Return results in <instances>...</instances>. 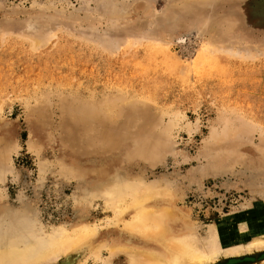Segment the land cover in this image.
Listing matches in <instances>:
<instances>
[{
    "label": "rangeland",
    "instance_id": "374dc122",
    "mask_svg": "<svg viewBox=\"0 0 264 264\" xmlns=\"http://www.w3.org/2000/svg\"><path fill=\"white\" fill-rule=\"evenodd\" d=\"M0 171V220L97 226L84 264L129 234L134 210L99 192L127 180L198 239L245 243L264 212V0H0Z\"/></svg>",
    "mask_w": 264,
    "mask_h": 264
},
{
    "label": "bare ground",
    "instance_id": "6f19581e",
    "mask_svg": "<svg viewBox=\"0 0 264 264\" xmlns=\"http://www.w3.org/2000/svg\"><path fill=\"white\" fill-rule=\"evenodd\" d=\"M6 174L2 171L0 183ZM99 192L119 207L118 218L127 210H134L130 220L120 218L116 222L124 223L129 233L125 240L103 242L102 247L106 245L110 254L104 264H213L224 257L264 250V212L259 217L253 214L246 219L243 233L239 235L246 238L245 243L225 247L219 243L215 226L210 228L204 241L198 239L172 198L169 197L172 200L169 206L149 203L169 196L156 185L127 180ZM123 202H129L127 207L122 208ZM19 218L15 224L8 215L0 220V264H53L63 258L61 264H84L82 246L98 234L97 226L86 223L85 219L74 226L66 223L47 232L42 225L31 223L28 217ZM173 222L175 226L171 225ZM94 254L100 258L98 250ZM121 254L126 256L124 262H119Z\"/></svg>",
    "mask_w": 264,
    "mask_h": 264
}]
</instances>
